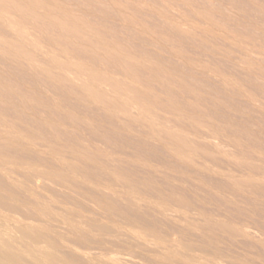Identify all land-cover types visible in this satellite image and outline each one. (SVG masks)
Returning a JSON list of instances; mask_svg holds the SVG:
<instances>
[{"label": "rangeland", "instance_id": "obj_1", "mask_svg": "<svg viewBox=\"0 0 264 264\" xmlns=\"http://www.w3.org/2000/svg\"><path fill=\"white\" fill-rule=\"evenodd\" d=\"M0 242L264 264V0H0Z\"/></svg>", "mask_w": 264, "mask_h": 264}, {"label": "bare ground", "instance_id": "obj_2", "mask_svg": "<svg viewBox=\"0 0 264 264\" xmlns=\"http://www.w3.org/2000/svg\"><path fill=\"white\" fill-rule=\"evenodd\" d=\"M4 229V228H3ZM22 231V230H21ZM7 242V241H6ZM0 243H2V242H0ZM10 243V242H9ZM11 246V245H10ZM5 247V246H4ZM8 247V246H7ZM12 247V246H11ZM6 248V247H5ZM9 248V247H8ZM6 250V249H5ZM4 250V251H5ZM10 250H11V248H10ZM9 250V251H10ZM13 250V249H12ZM16 250V249H15ZM2 251V250H1ZM8 252V251H7ZM6 251H5V255L3 254L4 252L2 251V253L1 254H3L4 255V258L6 259V261H8L9 262V264H20L19 263V259L17 258L18 256H16L15 255V253H7ZM12 252V251H11ZM110 258V257H109ZM0 260H1V258H0ZM4 260V259H3ZM24 260V259H23ZM21 262V261H20ZM33 262V261H32ZM22 263V262H21ZM4 264V263H3ZM6 264H7V262H6Z\"/></svg>", "mask_w": 264, "mask_h": 264}]
</instances>
